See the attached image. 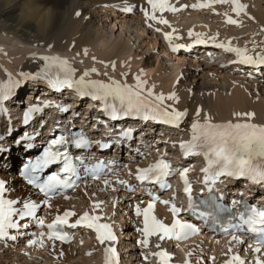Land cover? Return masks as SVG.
Returning a JSON list of instances; mask_svg holds the SVG:
<instances>
[{
	"label": "bare ground",
	"instance_id": "obj_1",
	"mask_svg": "<svg viewBox=\"0 0 264 264\" xmlns=\"http://www.w3.org/2000/svg\"><path fill=\"white\" fill-rule=\"evenodd\" d=\"M210 1L213 2V0ZM44 2L49 4V6L44 7V5H40L39 0H0V5L4 6L18 3L22 9H18L20 10L18 15L15 13L17 20H20L21 23H29L28 28L31 32L27 38H23L17 31L7 33L6 35L0 34V40L3 38L7 41L6 45L4 43V45L0 46L2 47L0 48L1 82L6 80L12 82L13 79H17V83L21 88H23V82L25 81L29 83H27L28 86L25 85L24 87H30L33 84L32 81L39 77L38 69L48 62H52L53 60L50 58L55 57L59 58V60L67 61L72 74L75 76V81L83 78L86 83L105 81L113 84L115 81L132 85L135 82L138 83L136 78L139 76L147 82L143 87L144 92L148 94L150 89L152 92L151 98L163 94L165 99L161 102L168 103L181 111L187 110V118L192 122L205 118L219 121L232 118L247 120L264 126V95H253L248 90V87H246L257 85L255 81L250 84V81L246 77H241L246 78V80L239 81L215 71L205 76L201 73L203 69L200 68L198 61V56H201L205 50H208L205 53L207 59L204 62L210 65L212 60L211 52L213 49H218L217 44L244 50L247 55L253 57L264 55L262 47H257L255 51H252V49L245 50V47H240L237 43L243 41L242 36L232 38L227 33L229 31L226 32L232 26L243 27L244 25H248L250 27H258L261 34H263L259 41L264 43V6L261 7L259 1L256 3L254 0H240L241 3L247 5V8L239 15L233 11L234 5L231 0H224L220 5L214 4L208 7L216 12L215 16H222L223 27L221 29L220 25L212 26L211 23L203 21L206 17L200 20L199 15L204 12H200L197 8L198 0H167V4L175 10H172L171 13L160 15L157 9L155 11L156 20H150L145 15L146 10L149 14L152 13V9L148 8V0H44ZM180 6L182 8L179 11ZM189 10L195 12H188ZM177 16L180 17L179 19L184 17V20L186 17L189 21L193 17L195 19L199 17V20L193 21L191 19L192 24L181 26L180 23L173 21ZM229 17L239 21V23H228ZM160 20H166L167 23L171 22V26L168 27L167 23H160ZM189 21L187 20V22ZM183 22L186 23L185 21ZM108 27L109 30L107 29ZM118 28L121 31L116 33ZM157 29H159V32ZM123 31H125L124 34H122ZM134 33L135 35H133ZM159 33L170 34L173 40L186 41L188 44L193 45L199 40L207 42L203 43L205 46H194L191 51L181 50L175 55L166 54L165 41L164 45H161L163 43L158 38ZM218 34H220L221 38ZM257 35L259 34L247 33V39L252 40V42L254 41L252 45H255ZM165 40L171 41L170 39ZM259 41L256 45L259 44ZM212 42H216L217 44ZM157 47H159L158 50H156ZM221 49L231 54L225 50V47ZM160 54L162 56L164 54L165 56L160 58ZM165 61H168L169 63L167 64H171V66L168 67ZM235 62H238L237 56H235ZM189 65L192 67H189ZM236 66L238 65L236 64L235 68ZM220 68L223 69L222 67ZM239 69L242 68L239 66ZM255 76H262V72L256 73ZM210 80L213 82H209ZM221 82H224L225 85H220ZM218 85H220V88H218ZM27 93L30 94L29 91ZM172 93H175L178 99H168L167 97ZM67 98L76 102L70 94L67 95ZM87 104L88 106L82 112L85 115L90 114L92 109L101 105V102L92 103L89 101ZM197 112H199V115H197ZM238 113H254V116L249 118L244 115H236ZM9 119L13 124L15 119L12 112L9 115ZM118 123L119 126L117 128L110 127L109 129L97 131V136L92 135L93 130L91 129H88L85 135L91 141L115 137L127 125L129 126L127 122L124 123L122 121ZM190 126L191 123L186 122L180 130L186 132ZM146 127L143 128V131L151 134L153 132V129L150 128L151 126L146 125ZM1 128L2 124H0V130L2 131ZM160 128L161 130H166L163 127ZM166 133L170 135L179 134L177 130H167ZM105 134H107L108 138H106ZM2 136L3 134L0 132L2 147L12 148L13 145L11 146L10 142ZM159 140L163 142L162 139ZM162 145V143L157 145L156 149L161 148ZM156 151L154 150V152ZM103 154L101 153L100 155L102 156ZM17 158L18 151L14 149L6 153H0V164L1 162L5 163L9 166L8 170L12 171ZM116 158L117 160L118 158H123L124 162L129 161L128 163H131L130 159H127L125 155L118 154ZM133 158H137V155ZM0 173L4 176L7 174V171L3 167H0ZM7 179L10 181L11 196L13 198H21V195H23L21 198L23 204L31 199L34 201L38 200L35 192L25 188L15 174H7ZM96 186L97 183L95 182L92 187L93 196L102 194V196H105L103 198L106 201L111 195L110 189L104 183ZM89 194L92 195L91 190ZM76 195L78 196V200H75ZM70 196L71 200L69 202L62 201L61 198L51 200L50 213L55 214L57 211H62L65 207H71L73 204L77 207L82 202H85L81 190L77 191L75 195ZM76 209L78 214H80V209L78 207ZM125 216L123 211V217ZM127 217L129 218V215ZM117 221H122V219L118 218ZM124 222L127 224V221ZM126 230L131 231L130 225L126 227ZM77 232L78 236L81 237L80 240L84 241L81 245L76 244L72 250H68L67 247L61 244L50 242L48 248H44L43 252L50 254V257L56 261H54L55 264H66L75 258L74 253L80 248L81 252L79 254L76 252V255L80 256L82 264H88L85 261L87 259L84 257V254L87 253L91 256L90 262L94 261L95 263L93 262V264H97L98 250L94 244V239L84 229H80ZM129 239L131 238L129 237ZM227 241L224 239L209 240L204 236H198L189 243L180 245V248L184 257H189V245L191 243L200 244L204 242L208 246L211 245L210 249L214 251L215 255L220 254V260L223 262V260L231 256V250L227 248L228 246L231 247V245ZM233 241L236 242L237 248H239L240 238L238 237V239ZM15 246L16 243L10 249H14ZM10 249H0V256L3 255V251ZM29 250L32 252V249ZM18 251L21 252L18 249H14L11 252L17 254ZM136 253L134 251L128 255V258H132L129 264H146L141 263L138 256L134 260L135 257L132 255H136ZM26 254L29 255L28 253ZM39 254L37 255L36 252V259L40 258L41 261H46L45 257H41ZM3 258L4 262H7L6 264L20 261V259L9 260L7 256H3ZM202 260L194 259L197 264H206ZM32 264L36 263L33 262Z\"/></svg>",
	"mask_w": 264,
	"mask_h": 264
},
{
	"label": "snow or ice",
	"instance_id": "obj_2",
	"mask_svg": "<svg viewBox=\"0 0 264 264\" xmlns=\"http://www.w3.org/2000/svg\"><path fill=\"white\" fill-rule=\"evenodd\" d=\"M217 2H224V0H217ZM234 5L233 11L239 15L244 12L247 5L240 2V0H231ZM148 3L152 6V13L146 10L145 15L150 20H156L155 11L159 9L164 11L166 8L168 10H175L167 5V0H148ZM200 7L206 5H199ZM79 15V13H77ZM160 23H167L166 20H160ZM228 23H239L237 20H233L231 17L227 20ZM159 31V29H157ZM168 39H171L170 34H166ZM199 43H204L205 41L199 40ZM225 47L226 50L235 51L240 58L241 63L246 64H264V55L252 57L246 54V51L232 48L227 45H220ZM52 60H58L59 58H50ZM62 64H67V61H61ZM95 71V69H93ZM137 85L135 89L128 85H121L118 82H113V84H103V83H93V87H97L102 90L105 95H115L123 104L127 101V111L125 114H130L131 111H139L141 108H151L153 112L158 113L166 118L168 122H177L183 116L186 115L185 112H179L176 110H169L167 108L161 109L160 105L150 103L143 96V87L147 83L137 76ZM61 86L73 87L75 84H84L85 81L81 78L79 81H73L71 79V73H69L68 78L58 81ZM148 95L151 96L152 92L149 89ZM6 98V97H5ZM99 98V96H97ZM168 99H178L175 93H172ZM165 99L164 95H158L155 97L156 101H163ZM199 115V112H197ZM244 115L249 118L254 116V113H244L236 114ZM145 118H149L146 116ZM194 130V135L192 141L186 144H182L181 147L185 149V154H198L195 150H203V154L208 157V167L203 171L205 173H211V175H206L205 179H215L221 176L228 177H247L251 179L254 183L264 182V126L257 125L251 122L244 123H233L228 122L225 124H213L211 122H205L200 124L199 122L192 125ZM47 162V161H45ZM169 165L161 162L160 164L154 165L149 169L140 170L138 179L141 181L154 179L159 181L164 176L169 175L168 172ZM65 172L71 171V166L66 165L64 168ZM186 175V170L181 173ZM65 183L61 181L59 177L53 176L47 185L42 188V191H48L55 188L59 184ZM123 183V181L121 182ZM0 187H2V182H0ZM190 191V189H185ZM12 201H5L0 199V236L7 235L6 228L17 227L15 223L11 221V217L16 214L17 210L12 207ZM51 206V205H49ZM152 204H149L148 208L144 210L145 216V233L151 235L157 230L172 238L173 236L180 239L188 234L189 231H195L193 226L187 223H182L176 220L171 226L165 225L160 221H157L154 217H151V224L149 225V214L152 211ZM36 208L35 204L26 203L24 204V211L20 215L31 216L34 214ZM140 209L137 208V212ZM174 212H178L179 209L173 207ZM75 215L72 212H66L63 217L57 216L53 224H49L48 228L51 229L48 239L49 240H67L66 234H62L57 230V225H64L68 223V217ZM99 217L89 216L85 213L83 217L76 221V224L71 225L75 227L79 224H84L89 228H95L98 234V240L100 243H105L106 241H115L116 236L113 234L111 227L108 224L97 223ZM40 225H44V221H39ZM241 223L248 226V229L254 233L264 234V211L251 210L249 214H241ZM163 238V237H162ZM233 239H238L233 237ZM42 240V237H41ZM30 244L37 243L36 240L29 241ZM146 243V241H145ZM41 246H43L41 244ZM256 252H260L261 248L258 246L255 249ZM107 259L106 264H115L116 252L115 249L109 247L106 249ZM162 259L167 256V253H158ZM233 260L238 261L239 257H233ZM227 264H233L232 261H228ZM240 264H244L240 261ZM257 264H264V261H258Z\"/></svg>",
	"mask_w": 264,
	"mask_h": 264
},
{
	"label": "rangeland",
	"instance_id": "obj_3",
	"mask_svg": "<svg viewBox=\"0 0 264 264\" xmlns=\"http://www.w3.org/2000/svg\"><path fill=\"white\" fill-rule=\"evenodd\" d=\"M254 1L256 3L259 1L260 6L261 7L264 6V0H254ZM39 4L40 5H44V7H46V6L48 7L49 6V4H47L46 2H44V0H39ZM3 6L4 5H0V9ZM18 6H19L18 3H11V4L5 5L3 7L4 9L2 8L0 10V34L6 35L7 33H12L14 31H17L19 35H22L23 36V38H27L30 35L31 32H30V29L28 28L29 23H26V22L25 23L24 22L21 23L20 20H19L20 22L17 20V15H18L19 11L22 9L20 6H19L20 8ZM18 9H20V10H18ZM188 12H195V11L189 10ZM200 12H204L203 14H200L202 16L199 15V17L201 18L200 20H202L203 18L206 17L205 19H203V21L205 20L207 23H211L212 26L213 25H216V26H219L220 25L221 26L220 29L223 27V19H222V16H220V17L215 16V14H216L215 11H212L211 9L208 8L207 10H202V11L200 10ZM199 17L197 18L198 20H199ZM177 18L175 20H173V21L175 23H180L181 26L182 25L183 26H186V24L187 25L192 24V20L193 21L194 20L197 21V19H195L194 17L191 18L192 20L190 19V21L186 17H185V20H184V17H181V19H179L180 17L177 16ZM186 19L189 22H187ZM177 20H178V22H177ZM183 21H185L186 23H184ZM209 21H211V22H209ZM23 24L24 25L26 24V26H24ZM241 26H243V25H241ZM107 29L109 30V27ZM115 29H116V27H115ZM228 29L229 30H226V32L229 31L227 33L229 34L230 37H232V38L233 37L234 38H238L239 36H242L243 37V41H239L237 43H238V45L240 47L241 46L245 47V50L252 49V51H255V49H257V47H262L264 49V43H262V41H259L260 38L263 36V34H261V32L258 29V27H250L248 25L247 26L244 25L243 27H240V26L239 27H234V26H232V27H229ZM120 31H121V29L118 28V30L116 31V33L120 32ZM216 31H219V30H216ZM124 32L125 31H123L122 34H124ZM251 32H252V34H259V35H257V37L255 39V45H252V43H254V41L252 42V40L247 39V33L249 34ZM133 35H135V33ZM218 35L220 36V34H218ZM149 38L151 39V37H149ZM158 38H159V34H158ZM159 40L163 43L161 45H164L165 39L161 40L159 38ZM258 41H259V44L256 45L258 43ZM0 42L1 43L3 42L2 44L0 43V46H2V45H4V43L6 45V42L7 41L5 39L1 38ZM160 43H159V45H160ZM159 47H157L156 50H158ZM0 48H2V47H0ZM221 48L219 47V49H213L212 50L211 56H213V54H215V55H214L213 59L211 60V64L210 65L209 64H206L204 62L207 59V55L205 53L208 50H205V52H203L201 54V56L199 55L200 57L198 56V61H199V64H200V68L203 69V70H201L202 71L201 73H203L205 76H207L208 74H210L213 71H215L216 73H220L222 75L230 76L232 79H235V80H239V81H243V79L246 80L245 78H241V77H245V72L241 71L242 69H239V66H236V68H235V65H236L235 56L232 53L231 54H228L225 51H222ZM165 53L167 54V52H165ZM164 56H165L164 54H163V56H162V54H160V58L161 57H164ZM229 60H231V61H229ZM174 62H176V61H174ZM165 63H166V65L168 67L171 66V64H167V63H169L168 61H165ZM219 63H221V64H219ZM227 63H229L230 65L229 66H223L224 64H227ZM214 64H216V65L215 66H212ZM217 64H219V66L222 67L223 69H221L219 66H217ZM189 67H192V66L189 65ZM236 73H238V75ZM262 75L263 76H259V77L258 76H255V78L252 79V80L247 79L248 81H250V84H252L253 81H255L257 83V85H253L251 87L246 86V87H248V90L250 91L251 94L253 93V95H256V96L257 95H260V94L261 95H264V74L262 73ZM209 82H213V81L210 80ZM244 82H246V81H244ZM25 83H26V81H25ZM27 83H29V82L27 81ZM213 85H215V84H213ZM220 85H223L224 86L225 83L224 82H221ZM220 85H218V88H220L219 87ZM27 86H28V84H27ZM24 93H26V92H24ZM24 93L21 94L20 100H23L25 98ZM85 109H86V106H85ZM188 120H190V119L188 118ZM195 163H196V161H194V164ZM27 239H29V238H27ZM20 242H22V241H20ZM20 242L16 243V246H15L14 249L15 250H17V249L18 250H21V252L18 251L17 254L15 252H11V251H14L13 248L10 249V252H9V250L8 251H6V250L3 251V255L0 256V264H6L7 263V262H4L3 256L9 257V260H12V259L13 260H18V259H20V261H17V262H14V263H9V264H24V263H30V264H32L33 262H35L36 264H54V263H51V261L52 260L55 261V260L50 257V254L44 253L41 248H37V250L39 251L40 254L38 253V251H36V246H34L35 250L32 249V252H30V250H27V249H23L22 250V247L19 248V246L22 244ZM36 244H38V243H36ZM193 244H195V246H192ZM203 245H204V248H207V250H206L207 252H205L203 250ZM230 245H236V242H234V243L232 242V243H230ZM210 246L206 245L204 242H202L200 244H198V243H191L189 245L190 255H191V250L197 247L200 251H198L199 253L197 251H195V250L192 251V254H193L194 257H198L199 254L204 253V252H205L204 253L205 257L204 258H208V252L210 253L211 256H214L215 255L214 254V251L212 249H210ZM81 247H83V246H81ZM44 248L46 249V247H44ZM47 248H48V245H47ZM36 252H37V255L39 254V255H41V257H45L46 261H41L40 258L39 259L38 258L36 259V256H37L36 255ZM76 252L79 254L81 252V249L78 248ZM76 252L74 253L75 254V258H73L70 262H67L66 264H82L81 261H80V258H79L80 256L79 255H76ZM24 253H25V255H23ZM26 253H28L29 255H27ZM211 253H213V254H211ZM132 256H134L135 257L134 260H136L137 256L136 255H132ZM215 256L220 257V254H216ZM84 257H85V259H87L85 261H87L88 264H91V263L93 264L94 261L93 262H90L91 261L90 260V257L91 256H86V254H84ZM175 257L177 258V256H175ZM206 262H207V260H206ZM96 263H98V262H96Z\"/></svg>",
	"mask_w": 264,
	"mask_h": 264
}]
</instances>
